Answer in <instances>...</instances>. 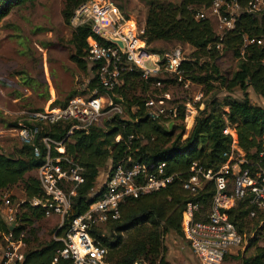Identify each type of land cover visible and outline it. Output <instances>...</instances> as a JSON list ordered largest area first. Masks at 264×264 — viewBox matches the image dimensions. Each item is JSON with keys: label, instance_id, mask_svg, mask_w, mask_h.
<instances>
[{"label": "trees", "instance_id": "obj_1", "mask_svg": "<svg viewBox=\"0 0 264 264\" xmlns=\"http://www.w3.org/2000/svg\"><path fill=\"white\" fill-rule=\"evenodd\" d=\"M32 1L35 0H0V24L15 7ZM83 1L85 0L65 1L62 13L67 23H70L75 8ZM248 1L240 0L243 5ZM181 2V21L166 29L151 14L173 8L174 5H167L161 0H148V25L144 28L147 44L153 51L159 52L161 49L154 44L160 40L190 43L194 51L191 59L184 63L186 77L198 84H208V91L215 88L212 82L218 80L226 85L227 90L240 86L244 93L243 98L227 96L220 100L214 95L207 107L199 112L190 133L184 138V106L179 109V122L172 121L167 126L165 121L151 118L145 106L149 86L143 82L139 72L133 71L124 76L123 84L116 89L117 94L124 99L127 118L121 114H113L88 130H75L67 138L72 121L42 124L36 139L41 148V156H35L34 146L25 143L16 153L0 152V239H4L3 233L9 231L2 209L5 199V194L2 193L20 186L26 197L19 205V226L14 229L16 237L26 234V231L28 233L23 238L25 260L16 264H51L58 250L63 247V242L56 239L38 242V233L34 226L36 221L45 217L44 209L31 203L33 198L43 195L38 174L33 172L38 171L45 159L46 151L42 142L44 136L58 141L66 138V155L83 168L81 173L84 181L76 187L71 210L58 235L68 231L73 219L85 213L91 203L99 198L101 190L97 189V181L100 174L106 171L110 175L118 161L129 155L146 163L167 162L169 171L185 173L193 161H200L206 167L218 169L225 160L224 153L232 143L231 135L223 132L227 125L226 119L236 127L239 144L248 156L255 157L264 151V107L252 103L246 92L248 87H252L257 93L264 95V16L260 18L242 11L235 28L227 31L221 38L210 17H196L200 8H209L212 0ZM90 34L89 24L74 28L72 33L74 47L70 58L83 71L90 70L86 60L87 38ZM245 37L262 39L263 43L245 45ZM219 43L223 44V49L244 46L243 51L237 52L240 60L231 78L221 73L217 63L222 50L217 47ZM97 86L94 76L90 88L93 90ZM68 100L61 106H65ZM56 105L60 104L56 101L54 106ZM12 125L17 127L19 123ZM118 135L122 137L119 142L116 141ZM131 135L133 138H130ZM54 152L56 153L55 150ZM67 185L70 184L67 183L65 188ZM212 194L213 189L209 185L198 196L191 197L176 182L158 192L127 198L120 207V217L109 220L105 229L95 227L93 237L99 244L107 247L111 264H170L165 258L162 235L168 232L183 234L181 221L187 202L190 199L199 200L204 211L210 204ZM248 211V203L244 200L231 212L232 220L240 229L251 227L248 225ZM259 239L264 240V237L256 236L252 239L245 253L258 245ZM242 259L243 264H264V246L256 247L253 255H242Z\"/></svg>", "mask_w": 264, "mask_h": 264}, {"label": "built area", "instance_id": "obj_2", "mask_svg": "<svg viewBox=\"0 0 264 264\" xmlns=\"http://www.w3.org/2000/svg\"><path fill=\"white\" fill-rule=\"evenodd\" d=\"M208 10L222 22V38L227 31L235 28L242 11L264 16V0H249L244 5L240 0H212ZM196 17L206 18L205 11L199 12ZM70 24L74 28L85 24L91 27L86 60L98 86L90 97L75 95L65 106L48 103L43 110L35 111L26 121L19 122L16 128L18 135L23 143L34 146L35 156L42 153L36 143L42 124L72 121L67 138L77 129L88 130L105 115H122L125 112L124 99L116 89L123 84V78L129 72H139L149 89L164 88L169 77L183 83L186 88L195 84L185 75L184 63L191 59L186 56L185 50L178 46L169 52L153 51L144 37L145 29L139 27L134 17L125 14L115 0L81 2L75 8ZM248 40L249 43H263L262 39ZM222 46V43L217 45L218 48ZM204 96L205 92L200 88L194 92L192 100L183 103L184 138L190 133L199 112L205 109ZM171 99L168 91L154 96L147 93L145 106L149 116L165 121L167 126L178 119L180 107H166ZM226 122L223 132L231 135L232 143L218 169L193 161L188 171L182 173L169 171L164 161L146 163L132 155L119 160L113 172L100 185L99 198L71 222L67 235L61 239L63 247L51 264H111L107 247L93 237L94 228L111 219H118L120 207L127 198L158 192L176 182L191 197L198 196L209 185L213 189L206 212H203L199 200L190 199L182 215L184 237L200 264H223L229 254L245 250L256 236L264 237V151L255 157L248 156L239 144L236 127L227 119ZM66 138L58 141L50 136L42 137L46 154L37 174L43 195L33 198L31 203L42 207L47 216L56 213L65 217L71 210L76 187L84 181L83 168L66 155ZM121 138L118 135L116 141ZM67 183L71 185L69 191L64 188ZM244 200L249 206L247 217L255 224L240 229L232 220L231 212ZM20 204H15L10 197L4 199L2 209L9 231L3 233L6 244H0V264H16L25 260V234L16 237L14 231L19 226L17 213Z\"/></svg>", "mask_w": 264, "mask_h": 264}, {"label": "rangeland", "instance_id": "obj_3", "mask_svg": "<svg viewBox=\"0 0 264 264\" xmlns=\"http://www.w3.org/2000/svg\"><path fill=\"white\" fill-rule=\"evenodd\" d=\"M65 1L35 0L27 2L15 7L0 24L1 153H16L22 147L23 142L16 129L18 126L12 127V124L26 121V118L33 112L43 110L52 97L57 100L58 104L62 105L75 95L90 97L93 93L90 88L91 80L94 77L93 71L90 72L88 69L86 71L81 70L70 58L74 47L72 43L74 27L67 23L63 17L62 10ZM115 1L125 14L136 19L140 28H145L148 25V0ZM161 1H164L167 5L171 3L174 7L153 13L151 16L167 29L172 24L181 21L182 0ZM201 11H205L206 17H210L216 32L221 35L223 26L219 17L212 14L208 9L200 8ZM258 16L260 18L263 17L261 15ZM244 41L245 45L249 44V40L246 37ZM154 45L161 49L160 53L161 51L163 53L169 52L175 47L181 46L188 58L192 56L194 51V47L190 43L175 40H160ZM220 49H222L221 55L217 63L221 73L231 78L240 60L237 52L243 51L244 46L225 49L222 47ZM46 73L50 75V83L47 81ZM166 81L164 88H150L147 93L154 96L165 91L170 92L172 99L166 104L167 108L172 107V105L180 107L188 100H192V95L200 88L205 92V96L202 99L205 102V108L214 95L218 96L220 100L227 96L241 99L244 95L240 86L227 90L225 88L226 85L222 84L220 80L212 82L215 88L210 91H208V84L204 85L195 82V84H190L186 88L183 83L177 82L170 77ZM246 92L252 103L264 107V95L257 93L252 87H248ZM124 110L125 112L122 115L127 118L128 114L125 107ZM107 118L108 115H105L99 122L102 123ZM176 120V122H179L180 119ZM33 173L37 174L36 171ZM106 173V171H103L100 174V182L97 184V189L104 182ZM70 187L71 185H67L66 188L64 186L67 191L70 190ZM2 194H5L4 198L10 197L15 204L26 200L25 193L20 186L6 190ZM13 196L14 198H12ZM206 210L204 209L203 212H206ZM66 216L62 217L53 213L50 216L45 215L44 218L36 221L34 226L37 229L38 242L50 239L62 241L61 239L67 235V231H63L61 235H58V231L64 224ZM249 222L248 225L250 226L255 224L254 220H249ZM105 227L106 224L101 226L102 229H105ZM27 234L26 231V237ZM161 239L165 248L166 261L170 264H200L184 234L168 232L163 234ZM0 244H6L5 239L1 238ZM261 246H264V240L259 239L258 245L256 244L251 248L248 253H245V249L238 253L229 254L223 264H243L242 255H253L256 247Z\"/></svg>", "mask_w": 264, "mask_h": 264}, {"label": "crops", "instance_id": "obj_4", "mask_svg": "<svg viewBox=\"0 0 264 264\" xmlns=\"http://www.w3.org/2000/svg\"><path fill=\"white\" fill-rule=\"evenodd\" d=\"M91 71V70H90ZM46 78H47V81L50 83L51 81H50V75L48 74V73H46ZM52 87H50V89H51ZM52 90H53V88H52ZM51 92V91H50ZM71 99V98H70ZM69 99V100H70ZM69 100H68V102H69ZM57 100L56 99H54V97H52L49 101H48V103H52V105H54V103L56 102ZM48 103H47V105H48ZM46 105V106H47ZM45 106V107H46ZM56 106H61V105H56ZM227 109H228V107H227ZM104 174V173H103ZM102 174V175H103ZM106 177H107V173H106ZM106 179V178H105ZM98 182H100V177L98 178V181H97V184H98Z\"/></svg>", "mask_w": 264, "mask_h": 264}, {"label": "water", "instance_id": "obj_5", "mask_svg": "<svg viewBox=\"0 0 264 264\" xmlns=\"http://www.w3.org/2000/svg\"><path fill=\"white\" fill-rule=\"evenodd\" d=\"M121 44V43H120Z\"/></svg>", "mask_w": 264, "mask_h": 264}]
</instances>
